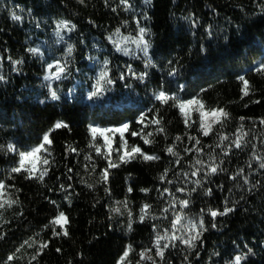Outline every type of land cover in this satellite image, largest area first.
<instances>
[{"label":"trees","instance_id":"1","mask_svg":"<svg viewBox=\"0 0 264 264\" xmlns=\"http://www.w3.org/2000/svg\"><path fill=\"white\" fill-rule=\"evenodd\" d=\"M14 1L25 19L0 15V202L16 201L0 209V264H233L236 256L244 257L241 264H264V168L253 160L254 143L264 138V72L256 70L264 64V0ZM59 21L72 28L62 39L54 35ZM140 28L147 30L146 56H125L110 41L117 30L134 35ZM57 63L64 72L46 80ZM101 72L112 83L102 82L90 99ZM161 91L175 100H156ZM193 99L203 108L176 106ZM212 109L228 116L204 135L201 111ZM57 122L67 127L55 128ZM123 124L128 130L112 147L91 131ZM45 134L46 151L35 165L24 164L33 177L47 169L43 180L13 173L21 153L43 144ZM123 141L128 151L136 146L159 159L137 154L123 163ZM109 159L118 167L108 168ZM197 159L204 166L193 176ZM213 163L214 174L207 167ZM179 200L189 202L185 212L202 218L204 229L194 247L176 240L157 256V235L170 230ZM225 208L232 211H209ZM60 212L68 218L66 236L50 223ZM149 249L153 259L141 260Z\"/></svg>","mask_w":264,"mask_h":264},{"label":"snow or ice","instance_id":"2","mask_svg":"<svg viewBox=\"0 0 264 264\" xmlns=\"http://www.w3.org/2000/svg\"><path fill=\"white\" fill-rule=\"evenodd\" d=\"M81 2H83V0H81ZM121 2L126 4L127 0H121ZM13 18L14 19H19V17H13ZM64 27H67V25H64ZM118 31L119 30H117V32ZM146 31L147 30L145 28H140V30H139V33H140L139 34V39L137 41H135L138 44V46L139 45H143L142 51L144 52L145 55H147L148 44H147V41H145L143 37H144V34H145ZM31 51L35 53L37 50L36 49H32ZM70 51H71V48H69V52ZM17 63H19V62H17ZM51 67L52 66H50V69H51ZM55 67H56V71L55 72H51L50 76H46L45 77L46 80L59 79L60 78L61 74L64 72V67L61 66L59 63H57V65H55ZM256 70L260 71V72H264V64H262ZM106 77H107V73L106 72H101L100 73V76H99V78L97 80V83L94 86V90L90 93V96H89L90 99L92 97H94V96H97L98 94H100L102 92V90H103L102 82H106L108 84L112 83L111 80H106ZM0 79H3V77H0ZM239 79L243 82V85H244V95H247L248 94L247 89L249 87L248 81L245 80L243 76L239 77ZM51 95H52L53 98H56L55 91H51ZM155 98H156V100L160 101L161 103H168V101L170 99L175 100V97H169L163 91H161L158 94H156ZM191 104H199L200 108L201 109L203 108V104L199 100H196V99H193V100H190V101H186V102L185 101H179L176 106H178L180 108V110L183 112L185 107H186V105H191ZM205 116H211L214 119L212 120L211 123H208L206 125L205 122H204V117ZM227 116H228V114L223 109H212L208 113H205V112L201 111V118H202L201 119V128L204 130V135H208L209 131L211 130V127H212L213 123H219L220 122V117H225L226 118ZM143 120H144V116L142 114L141 118H140V121L143 122ZM152 123L159 124L160 122H159V120H153ZM186 123H187V121H186ZM262 123H264V121H262ZM54 127L55 128H61V127H67V125L63 124L62 122H57ZM128 127L129 126L127 124H125V125H122L118 129H114V130L113 129H109V130H106V131H119V132H121V134H123L124 131L128 130ZM157 130L160 131V132L164 131L163 128H158ZM91 131L93 132V134H95L97 131H99V129L92 128ZM131 134L132 135H139V133H137V132H132ZM151 135H152V133H148L146 136L142 137L144 139L145 143H150L151 142L148 139V137H150ZM242 135H244V134H242ZM242 135L241 136H237L232 141V144L236 148H240L241 147ZM176 139L179 140L180 137H177ZM220 139L223 141V140H227L228 137L221 136ZM43 141H44V143L39 145L32 152L21 153V160H20L19 166L12 169L13 173L21 172L23 170V171H27L29 173V175L26 178H29V179L37 178V179H39L41 181L43 180L44 176L47 174V169H45L43 172H41L38 176L33 177L32 170L31 169H25V167H24L25 161H28L31 158L35 157L36 154L39 153L41 150H45L46 151L45 145L51 143V141L49 140L48 134H45V136L43 137ZM199 143H200L199 140H196V144H199ZM121 147L125 149L124 153L122 155H120V157H119L120 161L123 162V163H127V162H129V160L135 159L137 154H139V156L142 157L144 160H156V159H159L158 156H152V155H147V154L143 153L141 151V149L136 147V146H132L131 150L128 151L127 150V142L126 141L122 142ZM9 150H12V146L11 145L9 146ZM117 151H120V149H117ZM166 151L168 153L172 154L173 156H177L178 155L174 151L173 146H169L166 149ZM185 151H191V149H186ZM200 151H202V149H197V152H200ZM96 153L98 155H103V153H101L100 147H96ZM225 154H227V153H225ZM105 158L107 159L108 157L106 156ZM86 159H90V157H86ZM43 163L45 165H47L49 163V161L47 159H44ZM176 163H179V160H177ZM195 164L196 165H200L201 167L200 168H196L195 171H193L191 173L193 176L197 175L202 170V168L204 166V162L202 160H200V159H197L195 161ZM113 167H118V164L112 162L109 159L108 168H113ZM207 167H208V171L214 174V173L217 172V170L219 168V165L213 163V164H209ZM260 167L264 168V162H262L260 164ZM166 174H167V172H165V174L161 176L162 180L164 179V176ZM185 175H187V174H185ZM101 178H102L103 181H105V182L107 181V179H108V169L107 168L102 171ZM196 183L199 184V181L197 180ZM5 187L6 186L3 183H0V195H2V190H4ZM89 187H91V185H89ZM129 191H131V189H129ZM164 191L167 192L168 190L165 189ZM176 191L177 192H183L184 189L183 188H177ZM176 202L177 201H176V199L174 197L173 201L170 203V207H174ZM13 203H16V201L13 200V201L0 202V209L4 208L5 204H8V206H11V204H13ZM178 203L180 204V206L182 208H185V207H187L189 202L187 200H179ZM149 207L150 206L145 205L144 209H142V212L144 214L141 215V217H140L141 221H143L144 216L147 215V209ZM116 211H118V209ZM164 211H168V209H164ZM209 211H210L211 216L216 217L217 215L227 214L228 212L232 211V209L231 208H225L224 212H217V211H213V210H209ZM181 219H182V217L179 214L175 215L174 220L171 222L172 223V230H173L171 235L167 231L163 235H160V234L157 235L156 242H155L156 243V249H157V251H156V255L157 256L162 257L163 256V249L169 247V244L173 243L176 240H179L181 243H183L187 247H194L195 246V241L200 236V231H198L197 229H199V230H203L204 229L203 221L201 220L199 222V224L190 222L187 225V228H186V231L189 233V235H187V238H185L184 235L177 236L175 234L176 231H180V229L177 228V225L180 224ZM67 222H68L67 216L63 212H60L58 214V216L55 217L50 223L53 224V225H60V227L62 229V233H55L54 232V234H56V235L63 234V235L66 236L68 233H67L66 228H64V225L67 224ZM213 227H215V225H213ZM130 228H131V224H129V229ZM191 233H195V234L193 235ZM161 241H168L169 243H164L163 245H161ZM173 246H174V243H173ZM44 247H47V245L46 244H42L41 245V249L44 248ZM129 250H130V246H129ZM57 251H59V249ZM150 251L151 250L149 249V250H146V252H141L140 253L141 260H152L153 258L151 256L147 255V252H150ZM127 256H128V251H125L124 257H127ZM9 259H12V257H10ZM33 259H35V257H33ZM243 259H244L243 256H236L234 258L233 264H241V261Z\"/></svg>","mask_w":264,"mask_h":264},{"label":"rangeland","instance_id":"3","mask_svg":"<svg viewBox=\"0 0 264 264\" xmlns=\"http://www.w3.org/2000/svg\"><path fill=\"white\" fill-rule=\"evenodd\" d=\"M5 12L9 13L12 18L19 17V19H16L19 22H22L25 19V14L23 13L21 6H18L14 0H0V15H2ZM64 25H67V27H64ZM71 29L72 28L69 24H67L64 21H59L57 23V27L54 32V35L58 39H62L63 33H69ZM139 34L140 33H137L134 35L125 34V32L123 33L121 31H118V32L115 31L110 35V41L114 45L116 50L124 54L125 56H129V57H134L136 55L146 56L144 52L142 51L143 45L138 46V44L135 42L139 39ZM205 113H208V112H205ZM213 119L214 118L211 116H205L204 122L207 125L208 123H211ZM215 124L216 123H213L212 126H214ZM121 126L122 125L118 127H113V126L102 127L100 125H94L93 128L99 129V131H97L95 134H93L92 132V134L94 137L102 136L104 140L107 142V144L109 145V147H112L113 145L112 139L115 138L116 135L123 136L126 131H124L123 134H121V132L119 131H106V130L118 129ZM37 159H38V156L36 154L35 157L31 158L28 161H25V163L29 165H35ZM253 160L258 166H260V164L264 162V138L263 139L259 138L255 141L254 148H253ZM175 214H179L182 217L180 224L177 225V228L180 229V231H176L175 233L177 236L184 235L185 238H187V235H189V233L186 231L187 225L190 222L199 224L201 220L203 221V219L200 217H194L192 215L187 214L185 212V208H182L180 211H177ZM203 224H204V221H203ZM197 230L201 231L199 229ZM172 231L173 230L171 226L170 230H168L167 232L171 235ZM191 234L194 235L195 233H191Z\"/></svg>","mask_w":264,"mask_h":264}]
</instances>
